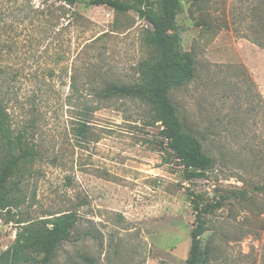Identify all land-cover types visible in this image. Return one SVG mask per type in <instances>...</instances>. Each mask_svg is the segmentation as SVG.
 Masks as SVG:
<instances>
[{"label": "rangeland", "instance_id": "1", "mask_svg": "<svg viewBox=\"0 0 264 264\" xmlns=\"http://www.w3.org/2000/svg\"><path fill=\"white\" fill-rule=\"evenodd\" d=\"M85 1L71 8L62 0H0V100L20 157L8 205L0 206V264H187L196 224L190 191L223 197L206 215L208 264H264V162L218 165L186 180L149 104L93 93L111 81L139 80L151 23ZM181 2L182 46L194 54L197 77L170 97L188 126L205 129L231 110L213 91L224 66L244 64L264 94V48L243 37L246 26L233 15L247 0ZM216 130L228 147H239L226 139V126ZM7 155L0 133V168ZM241 190L248 196L235 195ZM69 211L79 220L56 256H13L20 220Z\"/></svg>", "mask_w": 264, "mask_h": 264}, {"label": "trees", "instance_id": "2", "mask_svg": "<svg viewBox=\"0 0 264 264\" xmlns=\"http://www.w3.org/2000/svg\"><path fill=\"white\" fill-rule=\"evenodd\" d=\"M71 8L81 0H62ZM203 0H193L200 4ZM94 5H108L117 12L135 11L141 18L151 23V30L145 35L150 48L148 57L138 66L139 80L135 83L109 82L94 91L100 98H129L149 104L153 110V121L160 122L162 143L171 150L184 166V177L193 180L207 176L212 167L233 164L240 167L243 160L264 162V94L252 73L244 64H229L222 68L221 81L216 80L213 90L219 92L223 101L230 102L227 117L211 120L209 127L198 129L188 126L170 97L171 89L183 85L197 77V65L192 51L182 46V36L178 16L183 9L181 0H90ZM241 8V9H239ZM233 15L241 18L246 26V37L264 48V0H247L246 5L233 7ZM75 16L78 12L74 11ZM197 24L210 30L213 25L207 19H197ZM99 74V73H98ZM224 86L222 87L221 85ZM220 89V91H218ZM226 104V103H224ZM256 126L254 131L247 128L249 121ZM263 126L262 132L259 126ZM220 126L228 129L226 139L240 145L228 147L216 130ZM0 133L7 144L8 155L0 168V206L8 204L6 189L15 174L20 157L14 153V144L9 124V114L0 100ZM21 145L22 136H18ZM257 141L259 144H257ZM166 144V145H165ZM209 145V148L207 147ZM218 167V168H219ZM196 212V224L192 229V242L187 264H208V250L202 236L208 230L206 215L223 206V197L205 198L202 194L189 192ZM236 196H248L247 190L237 191ZM79 220L75 211H69L34 221L20 220L21 244L13 246V256L25 262L36 256L45 255L50 260L57 255L61 244L69 240L74 226ZM26 250V252H23Z\"/></svg>", "mask_w": 264, "mask_h": 264}]
</instances>
